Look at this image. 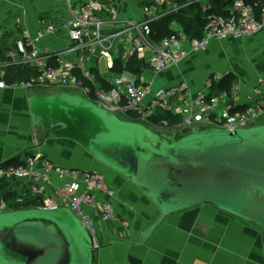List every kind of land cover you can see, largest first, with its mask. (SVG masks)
<instances>
[{"label":"built area","instance_id":"2783aa9c","mask_svg":"<svg viewBox=\"0 0 264 264\" xmlns=\"http://www.w3.org/2000/svg\"><path fill=\"white\" fill-rule=\"evenodd\" d=\"M211 1L149 0L142 8L144 16L133 20L99 0H62L68 15L65 20L51 21L42 15L34 34L22 28L6 65L29 67L35 75L13 86L68 90L64 93L83 96L123 121L144 125L170 139L187 129L236 131L259 126L264 117V80L244 100L239 98L237 86L231 94L215 92L214 86L226 76L217 73H211L198 90L186 80L155 88L167 71L181 67L212 44L243 40L263 29L264 0H233L228 16H208L200 39L173 25L170 37L158 44L152 40L156 22L187 5H199L206 13ZM60 33L67 37L61 45L53 48L47 44L48 38ZM100 59L107 61L108 72L117 73L116 77L107 79L105 73L98 79L93 75ZM135 59L141 64H133ZM2 76L0 89H6ZM162 115L180 119V123L170 126ZM0 182L15 183L20 201L37 198L36 209L71 211L94 237L97 218L118 221L113 205L98 196H113L107 178L94 170L70 169L32 156L17 168H0ZM3 212H7L4 203L0 204Z\"/></svg>","mask_w":264,"mask_h":264},{"label":"water","instance_id":"95a60500","mask_svg":"<svg viewBox=\"0 0 264 264\" xmlns=\"http://www.w3.org/2000/svg\"><path fill=\"white\" fill-rule=\"evenodd\" d=\"M35 136L65 139L137 186L168 217L210 205L264 230V125L167 138L71 93L33 95ZM96 239L69 210L0 214V264H96Z\"/></svg>","mask_w":264,"mask_h":264},{"label":"crops","instance_id":"0c3cea01","mask_svg":"<svg viewBox=\"0 0 264 264\" xmlns=\"http://www.w3.org/2000/svg\"><path fill=\"white\" fill-rule=\"evenodd\" d=\"M99 1L116 6L123 18L133 20L144 16L142 8L149 2ZM42 15L60 22L68 17L62 0H0V68L10 62L9 59L3 63L4 57L9 58L14 50L22 28L34 34ZM66 38L60 33L48 38L47 44L55 48ZM214 44L216 49L231 44L234 50L227 60L216 62L215 58L220 57L218 49L210 47L181 67L167 71L158 84L167 86L186 80L192 86L198 80V85H203L211 73L222 76L231 73L237 78L238 96L244 100L264 80V27L249 38ZM197 64L199 73L194 71ZM6 84L8 88L0 89V165L17 157L42 156L66 168L94 170L106 176L113 196H98L113 205L118 221L96 219V264H264V230L210 205L168 217L143 245H133L139 244L159 220V208L131 181L105 168L76 143L50 138L39 148L35 144L38 139L29 100L33 95L61 93L24 90ZM12 184L11 191L18 197L15 192L18 188Z\"/></svg>","mask_w":264,"mask_h":264},{"label":"trees","instance_id":"16d2710c","mask_svg":"<svg viewBox=\"0 0 264 264\" xmlns=\"http://www.w3.org/2000/svg\"><path fill=\"white\" fill-rule=\"evenodd\" d=\"M180 4H186V0H180ZM232 8L233 0H212L211 9L206 13L201 10L199 5H187L180 11L172 13L162 21L153 24V33L151 38L155 43H160L162 40L172 35V26L173 24H176L181 27L188 36L200 39L203 37V31L208 21V16L226 17L229 15ZM4 59L5 62L3 63H6V61L8 62L9 60L6 56ZM133 62V64H141L138 63L136 59ZM1 74L3 75L2 79L9 85L21 84L35 75L33 69L23 65L4 66L3 68H0V75ZM237 84L238 82L236 76L229 73L225 76L222 82L214 86L213 90L215 92H226L231 94ZM161 118L168 120L170 126L180 123V119L174 120L168 115H162ZM176 139H178V137ZM31 157L32 156H28L27 159ZM22 158L23 157L14 158L4 164H1L0 168H17L26 164L27 159ZM12 186L13 184L8 182H2V184H0V204L4 203L6 205L7 212L31 210L38 207L39 202L37 198L29 197L26 200L20 201L11 191Z\"/></svg>","mask_w":264,"mask_h":264},{"label":"rangeland","instance_id":"374dc122","mask_svg":"<svg viewBox=\"0 0 264 264\" xmlns=\"http://www.w3.org/2000/svg\"><path fill=\"white\" fill-rule=\"evenodd\" d=\"M211 48H214V50H217L218 49V55L220 57H217L215 58L216 59V62L217 61H223V60H227L228 59V55H230L231 52H233L234 48L231 44H227V45H223V46H220L219 48L216 49L215 47V44H212L210 46ZM124 59H121L120 62L123 63ZM197 66H199L198 64L194 67V71L196 70L197 72L196 73H199V71H201V69L197 68ZM107 74L105 75L104 77L107 78V79H112L113 77H116L117 76V73H111V72H108V69H107V61L105 59H100L99 60V65H98V68L93 70V75H95L98 79H101L102 77V74ZM196 78V76H195ZM199 84V81L198 80H195L194 81V84H192V86L194 87V90H198L201 88V84ZM159 86H161L160 84L156 85L155 88H158ZM237 89H238V86H237ZM40 90V89H39ZM40 92H44V93H62V92H68V90H59V89H51V88H45V89H41ZM159 114H163L162 112H158ZM138 124V123H137ZM259 126L261 125H264V117L259 121L258 123ZM250 129V128H248ZM196 130V129H195ZM242 130V129H241ZM185 136L183 130L180 131V134L178 136V139H181ZM38 142L35 143L36 145H39L40 144V140H37ZM71 143V142H70ZM74 144V143H72ZM85 155L86 152H85ZM0 184H2V182H0Z\"/></svg>","mask_w":264,"mask_h":264}]
</instances>
